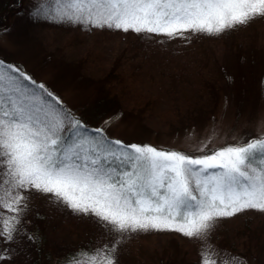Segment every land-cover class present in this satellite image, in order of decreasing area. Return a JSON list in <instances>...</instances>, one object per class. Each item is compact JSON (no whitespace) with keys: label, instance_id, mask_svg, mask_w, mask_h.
Listing matches in <instances>:
<instances>
[{"label":"snow or ice","instance_id":"obj_1","mask_svg":"<svg viewBox=\"0 0 264 264\" xmlns=\"http://www.w3.org/2000/svg\"><path fill=\"white\" fill-rule=\"evenodd\" d=\"M30 15L171 40L246 26L264 18V0H34ZM196 152L129 145L103 129L90 130L21 66L0 61V209L13 213L0 214L6 245L21 234L35 240L23 219L33 191L95 218L110 239L65 264H117L119 246L138 232H176L207 242L220 218L264 213V138L221 148L204 144ZM9 251L0 252V261L11 260ZM213 257L238 264L207 243L201 264H217Z\"/></svg>","mask_w":264,"mask_h":264},{"label":"rangeland","instance_id":"obj_2","mask_svg":"<svg viewBox=\"0 0 264 264\" xmlns=\"http://www.w3.org/2000/svg\"><path fill=\"white\" fill-rule=\"evenodd\" d=\"M4 2L0 0V61L21 66L85 124L103 129L113 139L200 154L196 149L204 144L221 148L264 138V18L220 35L185 34L186 39L169 40L37 20L30 15L34 0H13L9 6L13 11L1 8ZM135 45L138 55L131 61L128 48ZM119 57L130 73H143L139 83L128 86L130 99L137 94L145 99L141 115L100 104L106 92L98 80ZM29 195L24 222L44 215L47 226L56 232L54 242L65 252L73 247V233L60 234L70 231L65 230L68 223L78 222L80 236L90 234L87 216L73 214L39 192ZM0 214L13 215L7 209H0ZM253 228L256 233L250 232ZM24 229L30 233L28 226ZM97 229L93 236L102 247L110 239L100 223ZM29 242L26 234L18 235L11 245L0 241V252L9 248L11 260L15 259L18 249ZM207 243L237 257L238 264H264V213L247 210L220 218L207 242L176 232L132 233L119 246L116 261L164 264L159 258L176 256L171 264H201V250ZM138 257L144 260L138 262ZM213 259L219 264L218 257Z\"/></svg>","mask_w":264,"mask_h":264},{"label":"trees","instance_id":"obj_3","mask_svg":"<svg viewBox=\"0 0 264 264\" xmlns=\"http://www.w3.org/2000/svg\"><path fill=\"white\" fill-rule=\"evenodd\" d=\"M12 1L13 0H5V2L1 5V8H5L6 10L13 11L14 9H11V7H9L12 4ZM138 46L140 48L143 47L141 46V44H139ZM128 49L131 51V53L128 54V57L132 61V59L136 58L138 55V51H136V49L138 48H136L135 45L134 47H129ZM204 55L207 56L206 54ZM120 59H121L120 57L118 59H115L113 63L110 64V67L107 68L108 71L106 70L105 72H103V75L100 77V80L97 79L101 84L100 86L101 90H104L106 92L103 95L102 102H100V104L106 105V103H108L111 108H114L115 110L120 109V111L123 113L130 112L131 114H134L133 112H137L138 115H141L144 112L143 108H145L146 106L145 99L144 97L138 94L137 96L133 95L134 97L130 99L129 98L130 92L128 91V86H131L132 84L135 83H139V81L142 80L141 74L143 73H138V74L130 73L126 68L120 65L122 62H123L122 65L125 62V61H120ZM133 69L136 70L135 66L133 67ZM181 69H183V66L181 67ZM140 70L142 71L143 69L141 68ZM186 79L187 78L185 77V80ZM206 82H208V80ZM117 90L119 92H117ZM172 92L173 94L177 93L174 90H172ZM152 114L153 113H149L148 115L150 116ZM174 116L176 117V115ZM87 126L90 130L98 129L93 125L91 126L87 125ZM106 135L110 137L107 133ZM36 216L39 219H36L35 222H33V220L31 222L28 221L24 222L25 228L26 226H28L30 234H32L35 237V240L33 241L29 239L30 241L29 245L28 244L24 245L22 246L23 249H18L19 254L15 253L16 258L9 260L7 263L4 264H65V260L67 257L72 256L81 250L90 252L95 248H98V244H97L98 239L96 240L93 236L94 231L99 230L97 229L98 222L95 218L87 216L89 222L86 224L88 225L91 232L90 234L85 235L83 237L79 235L80 228L78 222H70L65 226V230L69 229L70 231H61L60 234L64 232L68 234L73 233L72 234L73 237H71V239L73 240V247L70 248V250H68L67 252H65L62 246L54 242L55 239L53 235H56L55 234L56 232L47 226L48 223L45 222L44 215L43 216L36 215ZM33 223H35V225L37 226H35ZM31 225H34L35 228H32ZM73 226L78 228H74ZM245 227L249 228L250 225L246 224ZM83 228L84 231L87 232V229L85 227ZM256 231H257L256 228L250 229V232L252 233H256ZM80 240H82L81 243L79 242ZM61 248L63 249L62 251H60ZM141 260H144V257H138L136 261L139 262ZM174 260H176V256L174 258H169L168 260L167 258L164 257L161 259L159 258V261H163L164 264H171V262ZM168 261L171 262L168 263Z\"/></svg>","mask_w":264,"mask_h":264}]
</instances>
